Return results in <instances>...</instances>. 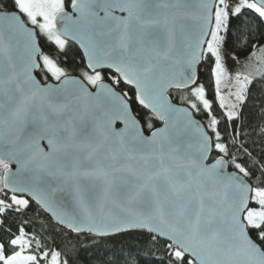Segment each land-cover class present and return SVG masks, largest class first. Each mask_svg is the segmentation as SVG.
<instances>
[{
	"label": "snow or ice",
	"instance_id": "obj_1",
	"mask_svg": "<svg viewBox=\"0 0 264 264\" xmlns=\"http://www.w3.org/2000/svg\"><path fill=\"white\" fill-rule=\"evenodd\" d=\"M264 264V0H0V264Z\"/></svg>",
	"mask_w": 264,
	"mask_h": 264
},
{
	"label": "trees",
	"instance_id": "obj_2",
	"mask_svg": "<svg viewBox=\"0 0 264 264\" xmlns=\"http://www.w3.org/2000/svg\"><path fill=\"white\" fill-rule=\"evenodd\" d=\"M156 258L155 251L153 250L152 254L149 255L147 249H144L138 253V258L136 255L129 261V264H140V262H151Z\"/></svg>",
	"mask_w": 264,
	"mask_h": 264
}]
</instances>
